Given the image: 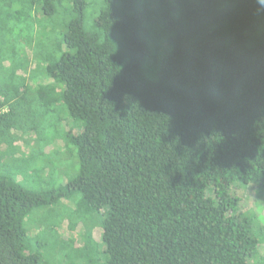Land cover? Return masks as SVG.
<instances>
[{"label":"trees","instance_id":"trees-1","mask_svg":"<svg viewBox=\"0 0 264 264\" xmlns=\"http://www.w3.org/2000/svg\"><path fill=\"white\" fill-rule=\"evenodd\" d=\"M100 1L31 0L42 24L14 42L39 63L6 52L0 264L42 263L25 221L62 200L98 229L104 260L90 235L88 264H264V0ZM15 137L62 141L68 157L25 156ZM57 157L76 173L51 189Z\"/></svg>","mask_w":264,"mask_h":264},{"label":"rangeland","instance_id":"rangeland-1","mask_svg":"<svg viewBox=\"0 0 264 264\" xmlns=\"http://www.w3.org/2000/svg\"><path fill=\"white\" fill-rule=\"evenodd\" d=\"M95 1V5L100 7L101 1ZM40 11L41 8L38 5H33L31 0H23L21 3H14V5L11 8H8V10L3 8L0 3V81L4 79L3 77L5 75H7V69H11L14 65L13 62L11 63L10 61H8V59H10V57H8V54H6L8 48H10L11 52L14 54V62L17 65L19 64V61L22 57H27L31 60L32 66L30 69H32L35 64L39 63L38 60L36 61L35 57L33 58V55L35 54L31 46H28L26 44L23 45V43L17 44L16 42H14V40L15 36L25 37L29 35L26 30L27 27H29V23L31 31H33L34 28H36V26H38L39 24H42L38 22L41 21ZM94 11L95 10L93 8H89L87 10V25H90L92 23ZM15 16H17L16 20L14 19ZM49 23L50 28L52 30V35L55 38L56 36L58 38L57 31H59L60 29L58 28L59 25L56 24L58 22L56 21L54 23L53 21H49ZM37 34L40 37L43 36L47 38L50 35V31L46 30V28L43 26L40 29L37 28ZM31 35L32 34H30L29 36ZM50 44L52 43L49 42V45H47V47L45 45L44 47L50 48ZM145 70L147 71L146 67ZM29 74L30 73H26L24 77L28 78ZM46 78L47 77L45 76H39L38 79H42L43 81ZM29 138H21L20 140L15 137L13 144L17 148L20 147V149L18 150L19 153L23 152L27 154L29 152L31 153L33 150H41L46 155L48 153L47 151L51 147L58 151L60 150L62 153V156L61 154L60 156L64 159H67L68 155L63 148L64 144L62 141H48L46 145H42L40 143H36L35 141L29 140ZM25 156H29V154ZM57 158L58 159L56 160L54 159V162L51 160L52 164H50L49 166H51L52 169L57 170L60 176L58 175L57 179L54 176V179H47L43 181V184L51 189L62 186L65 181L69 180V177L72 176L71 174L75 175L76 173V170L73 169V164L69 163L71 161L70 159H68L69 162L61 164L59 157ZM34 161V165L36 164L37 168L39 166L42 167L43 163H47L45 157H38ZM69 164H71V166ZM9 165L12 164L10 163ZM20 167L23 169L25 168L24 166ZM11 173L13 175L15 174L19 179L21 177H25V174H22L25 173V171H21L19 169L17 171L16 168H13ZM28 174L32 176L34 175L32 173ZM65 175L66 179L63 182V178ZM30 187L34 188L32 186ZM39 187L43 188L41 186ZM75 200L77 199L73 198V201ZM71 201L72 200H62L55 207L35 209L30 214L31 216L29 215V217L25 221L24 228L30 239L31 249L33 252L40 253L42 255L41 264H88L86 258L82 255L80 249L83 247L82 249L84 250L83 244L87 243V238H91V236L93 240V244L91 243L93 251L92 258H95L94 254L97 250L98 259H100L102 262L104 260V245L99 243L97 245V249H95V242L99 237L98 229L95 230L93 225H86L84 223V216L80 213V211H76L69 205V203L72 204ZM69 215H71V219H73L75 223H77L75 225L76 228H69V219H65V217L69 218ZM262 215L264 216V213L261 210V215L257 218L258 220L255 224H260V222H264V217ZM94 216L95 217H91V220L92 222L97 224L98 220H100V215H98V213H95ZM89 223L90 219L88 224ZM100 226L101 225H99V227ZM87 228H89V230H86Z\"/></svg>","mask_w":264,"mask_h":264}]
</instances>
